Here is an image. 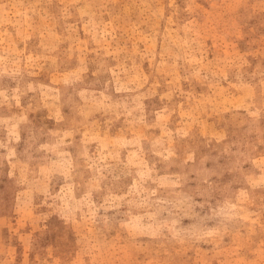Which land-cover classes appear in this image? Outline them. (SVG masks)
Wrapping results in <instances>:
<instances>
[{"label":"rangeland","instance_id":"1","mask_svg":"<svg viewBox=\"0 0 264 264\" xmlns=\"http://www.w3.org/2000/svg\"><path fill=\"white\" fill-rule=\"evenodd\" d=\"M0 264H264V0H0Z\"/></svg>","mask_w":264,"mask_h":264}]
</instances>
